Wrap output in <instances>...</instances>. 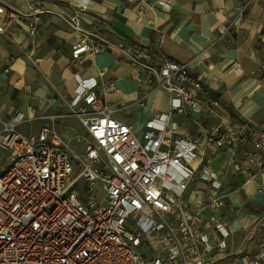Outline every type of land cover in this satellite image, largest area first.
<instances>
[{
  "label": "built area",
  "instance_id": "2783aa9c",
  "mask_svg": "<svg viewBox=\"0 0 264 264\" xmlns=\"http://www.w3.org/2000/svg\"><path fill=\"white\" fill-rule=\"evenodd\" d=\"M87 10L88 1L77 0L67 15L77 33L72 60L106 51L126 56L168 94V109L152 111L138 135L114 117L117 106L101 98L114 90L113 81L100 84L75 73L71 96L59 95L66 112L0 114V264H236L224 262L229 231L217 213L232 206L217 194L212 155L239 151L236 170L264 169V128L174 132L167 126L171 114L219 107L221 99L186 63L164 57L155 67L145 48L113 43L101 16ZM0 14V34L24 20L28 35H35L37 24L27 16L1 5ZM146 94L140 91V104ZM67 115L83 129L73 141L53 123ZM35 119L50 123L21 129ZM256 248L252 264L264 251V236Z\"/></svg>",
  "mask_w": 264,
  "mask_h": 264
},
{
  "label": "crops",
  "instance_id": "0c3cea01",
  "mask_svg": "<svg viewBox=\"0 0 264 264\" xmlns=\"http://www.w3.org/2000/svg\"><path fill=\"white\" fill-rule=\"evenodd\" d=\"M87 1L88 15L101 16L113 43L145 48L155 67L164 57L186 63L210 95L221 99L219 107L207 105L171 114L167 126L174 132L196 134L200 126L221 131L233 125L264 128V0ZM76 3L0 0L1 6L37 24L34 36L28 35L24 20L13 22L0 34V114L14 109L36 117L66 112L59 95L71 96L77 73L94 77L100 84L113 81L114 90L101 98L117 106L114 117L131 124L140 135L152 111H167L168 94L115 51L72 60L77 33L70 28L67 15L74 12ZM30 58L37 59L36 64ZM140 91L147 92L142 104ZM28 104L34 108L32 113ZM49 123L35 119L21 129L35 131ZM53 123L70 141L83 134L75 116H63ZM239 153L217 150L211 166L219 173L217 194L232 206V211L217 213L229 231L224 262L252 264L256 244L264 236V169L236 170ZM257 264H264V251Z\"/></svg>",
  "mask_w": 264,
  "mask_h": 264
},
{
  "label": "rangeland",
  "instance_id": "374dc122",
  "mask_svg": "<svg viewBox=\"0 0 264 264\" xmlns=\"http://www.w3.org/2000/svg\"><path fill=\"white\" fill-rule=\"evenodd\" d=\"M66 89V88H65ZM5 164V163H4Z\"/></svg>",
  "mask_w": 264,
  "mask_h": 264
}]
</instances>
